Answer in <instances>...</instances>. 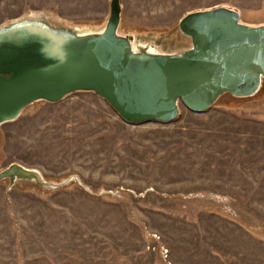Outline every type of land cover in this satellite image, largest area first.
Segmentation results:
<instances>
[{"label": "rangeland", "instance_id": "374dc122", "mask_svg": "<svg viewBox=\"0 0 264 264\" xmlns=\"http://www.w3.org/2000/svg\"><path fill=\"white\" fill-rule=\"evenodd\" d=\"M122 3L123 31L165 38L187 11L218 4L264 22V0ZM108 8L0 0V23L41 11L95 24ZM13 161L82 184L0 180V264H264V86L202 112L182 104L169 122L129 123L91 90L40 101L0 126V169Z\"/></svg>", "mask_w": 264, "mask_h": 264}, {"label": "water", "instance_id": "95a60500", "mask_svg": "<svg viewBox=\"0 0 264 264\" xmlns=\"http://www.w3.org/2000/svg\"><path fill=\"white\" fill-rule=\"evenodd\" d=\"M122 10V0H109L95 24L41 11L1 22L0 126L34 103L78 90L96 92L129 123L169 122L182 104L202 112L224 94L250 98L262 90L264 22H246L236 7L218 4L187 11L165 38L123 31ZM0 180L7 191L20 183L43 191L82 184L76 173L50 179L19 161L1 168Z\"/></svg>", "mask_w": 264, "mask_h": 264}]
</instances>
